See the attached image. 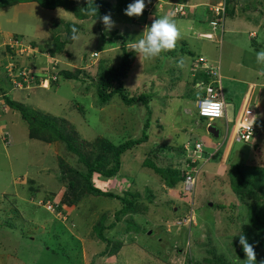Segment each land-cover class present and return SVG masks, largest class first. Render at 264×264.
<instances>
[{
	"label": "rangeland",
	"instance_id": "rangeland-1",
	"mask_svg": "<svg viewBox=\"0 0 264 264\" xmlns=\"http://www.w3.org/2000/svg\"><path fill=\"white\" fill-rule=\"evenodd\" d=\"M188 1L199 3L197 14H209L205 7L208 3L203 4L207 0ZM133 2L126 0L127 5ZM151 5L146 6V14L139 17H129L124 11H109L107 14L115 21L110 30L97 20L77 19L62 7L47 9L36 2L0 7V75L5 79L4 83L0 80V86L4 87L1 88L2 103L6 94L41 113L66 118L84 139L103 136L114 143L139 137L146 118L150 117L148 140L122 154L118 176L106 178L94 173L91 178L101 190L119 195L131 191L135 196V206L129 213L132 216L124 215L128 221L119 222L108 233L109 237L115 236L124 243L117 254L106 255L101 253L104 242L97 237L93 226L101 214L114 219V212L122 206L121 200L86 194L77 205L66 204L63 215L55 208L47 210L40 200L55 193L56 204V198H61L65 190L60 179V161L80 172L86 169L63 142L31 139L27 123L15 107L0 110V264H188L191 259L209 256L208 251L212 249L230 262L246 264L245 254H238V246L234 245L241 234L253 243L256 264L264 260V245L259 244L256 228H251L244 219L245 209L228 186L225 172L233 163L264 165V76L257 75L261 66L255 55L264 50V0L246 1L239 9L235 6L233 14L225 16L224 20L225 27L232 31L221 33L219 28L215 29L213 42L194 35L197 23L194 13L185 11L184 15L188 16L180 18L175 17L174 11L169 14L159 11L153 17ZM165 15L175 20L181 32L175 48L143 64L135 53L123 79L129 93L153 94L150 113L140 102L126 105L117 94L105 105H99L98 72L106 65L116 66L122 54V38H112V32L124 31L125 40L131 44L140 38L145 25L150 26L154 19ZM69 22L79 26L78 39L70 37L65 51L53 59L44 49L46 41L53 29L65 37L68 34L65 24ZM249 31H254L256 36L251 37ZM208 36L212 38L211 34ZM11 38L21 42L20 49H10L7 44ZM31 41L37 46L33 47ZM203 56L213 70L218 68L215 74H220V79L224 77V81L229 80L225 78L228 73H239L236 77L241 81L250 75L256 82L254 99L250 101L255 133L249 141L233 138L229 148L223 142L218 151L201 161L193 191H190L184 189L181 181L170 184L168 179H161L142 162L149 152L155 151L154 161L160 166L186 171L183 144L192 149L195 142H201L209 151L223 141L224 118L210 122L222 131L221 137L215 139L206 130L207 119L199 117L194 107L199 90L196 83L203 82L201 98L205 84L215 80L214 74L209 81H204L203 71L192 67V61ZM181 60L183 67H178ZM56 62L64 69L82 68L85 71L81 74H87L88 79H62L59 75L56 85L42 82L46 88L29 89L32 82L21 89L10 84L8 76L15 69L34 72L33 76L42 78L43 72L49 76ZM8 66H13L11 71ZM229 86L232 88L231 83ZM256 97L261 102L260 107L255 105ZM162 144L167 149L160 151ZM34 188L37 190L33 192ZM125 227L131 236H120V230Z\"/></svg>",
	"mask_w": 264,
	"mask_h": 264
},
{
	"label": "trees",
	"instance_id": "trees-1",
	"mask_svg": "<svg viewBox=\"0 0 264 264\" xmlns=\"http://www.w3.org/2000/svg\"><path fill=\"white\" fill-rule=\"evenodd\" d=\"M170 3L183 2L179 4L188 3L189 1L180 0H168ZM221 0H212L213 3H218ZM246 1L249 0H223L224 2V16L233 14L235 6L238 9ZM21 2H36L41 7L47 9H54L56 7H62L66 11L72 13L75 18L83 20L91 18L97 20L99 24H102L100 18L107 14L109 11H124L127 7L126 0H118L116 4H112L107 0H94L93 6L97 7V15L90 16L86 14V8L88 7V0H0V7H5ZM168 2V3H169ZM242 3V4H241ZM146 4V3H145ZM147 5V4H146ZM186 5V4H185ZM242 7V6H241ZM187 8V6H186ZM185 8V10H186ZM146 14L144 9L143 14ZM183 16V15H181ZM76 27L78 32L79 26L75 23H66L65 30H68V34L65 37H61L57 30H52L49 39L46 41L44 49L48 55L53 59H57L56 56L65 51V45L69 42L72 37V28ZM77 32V33H78ZM113 31L112 38H122L121 41V59L116 66H104L98 72L96 79V95L98 98L99 105H105L111 98L117 94L126 105H131L136 102L142 103L148 113H150L149 102L152 99V95L146 92L129 93L123 86V79L127 76L129 68L134 61L135 52L129 49L130 45L125 40V32ZM18 38V37H17ZM30 44L35 47L36 42L31 41ZM59 66V62L51 66V72L47 76L46 72H43L44 77H49V83L51 85L57 84V78L60 75L62 79H88L82 68H75V70L64 69ZM40 71V70H39ZM34 74V72H32ZM42 73V72H41ZM203 80L209 81L214 74L203 72ZM52 76L55 78L53 79ZM211 76V77H210ZM40 77L35 76L37 82ZM34 80L32 82L36 83ZM212 81V80H211ZM31 85V82L29 83ZM30 87L33 88L31 85ZM42 88V87H41ZM0 91L1 87H0ZM4 103L2 107H15L20 112L21 117L27 123L28 136L31 139L41 141L44 143H51L55 141H61L64 143L66 149L77 157V160L83 164L86 172H80L74 170L72 166H69L62 160L60 161L61 169V180L65 186V190L62 191L61 198L55 204L54 196L55 193L49 195L44 200H40L39 203L45 204L50 201L54 204V208L59 211V215H63L65 205H77L86 194L102 195L107 197H115L121 200L122 206L118 208L113 216L114 219H110V215L101 214L97 222L93 226V231L96 233L100 241L104 242L102 254L112 255L117 254L122 247L124 241L118 238L109 237L108 233L121 221L126 223L128 218H123L124 215L129 214L135 206V196L131 191L125 192L123 195L113 193L108 190H101L96 187L92 182V175L94 173L99 174L102 177H116L119 174L121 168V156L122 154L148 140L149 137V126L150 117H147L142 128V132L137 138H128L122 142L114 143L110 138L97 136L92 140L84 139L80 137L74 126L69 121L58 115H52L49 113H41L35 109L29 108L21 102L10 99L4 95ZM1 107V108H2ZM4 110V109H0ZM82 111V107H79ZM167 149L165 144L160 145L158 150ZM153 158H152V156ZM157 153L151 151L146 158L143 160L142 165L152 169L161 179H168L169 183L182 182L185 174V169L171 166H160L154 161ZM59 163V165H60ZM188 166L191 165L190 161L187 160ZM65 164V165H64ZM228 178V186L230 187L233 194L237 197L239 205L244 207L246 215L245 218L251 228H256L258 233V241L261 246L264 245V165L256 164H229L227 170H225ZM33 184L32 180H29ZM77 184V186H76ZM31 188V186H30ZM37 189H33V192ZM213 206V204H212ZM46 207V206H45ZM74 207V206H73ZM47 209V208H46ZM49 210V209H47ZM51 211V210H49ZM130 215V214H129ZM132 215H130L131 217ZM119 227V226H118ZM120 236L124 234L130 235L131 232L125 227L120 230ZM246 231V230H245ZM131 238V237H130ZM133 238V237H132ZM129 238H125L127 240ZM134 239V238H133ZM248 239V237H247ZM249 242V240H248ZM253 244L252 242H249ZM238 246L237 253L242 254V246L239 244V240L234 243ZM209 256L202 257L199 260L191 259L188 264H235L227 260L222 254H216L215 250L208 251Z\"/></svg>",
	"mask_w": 264,
	"mask_h": 264
},
{
	"label": "clouds",
	"instance_id": "clouds-1",
	"mask_svg": "<svg viewBox=\"0 0 264 264\" xmlns=\"http://www.w3.org/2000/svg\"><path fill=\"white\" fill-rule=\"evenodd\" d=\"M93 2H94V0H88V7L85 10H86L87 15L96 17L98 9H97V7L93 6ZM145 7H146L145 0H134L133 3H129L127 5V7L124 9V14L129 16V17H139L140 15L143 14ZM100 20H101L102 24L105 26L106 30H110L111 28H113L115 26V21L111 18L110 14L103 15L100 18ZM77 32H78V29L74 26L72 28V34H73L72 38L74 40L78 39ZM206 37H209V36L207 35ZM179 38H181V32L179 31L175 20L172 19V17L165 15L163 17H159L157 19H154L150 26L145 25L143 33L140 35V38L138 40H134L131 43L129 49L131 51H134L138 55L141 64H143V62L145 60H152L154 58L159 57L162 52H167V51L173 50L175 48L176 42ZM209 38H211V37H209ZM11 39H13V38H11ZM11 39H9V40H11ZM7 45L9 46V44H7ZM255 55H256L257 64L261 66V70L257 73V75L264 76V50L256 52ZM196 59H194L193 61H195ZM207 63H208V61H207ZM177 66L183 67V60L179 61ZM200 70H202V69H200ZM217 78H218V76L215 74V79H217ZM44 80L47 81L46 85H48L49 77H42V78H39L37 82L34 79V81L36 83L32 82L33 87H36V86L37 87H42V86L44 87L45 85L42 84V82H44ZM212 81H209V82H212ZM209 82H207V83H209ZM10 84H11V82H10ZM0 87L2 89H4L3 86H0ZM28 88L30 89L32 87H28ZM44 88H46V87H44ZM197 88L199 90L196 92L197 100L194 102V107L197 108V112L199 110V112H198L199 117L207 119L206 128L209 124H213L216 128L219 129L218 138H220L222 135L221 129L219 127H217L215 123H210V122L214 121L216 119L226 118L225 117V102H224V106H223V103L217 101L215 97L201 99L202 97L200 98V95H201V91H203V88L199 85L197 86ZM15 89H18V88H15ZM208 91L211 92V89H208ZM222 99H223V97H222ZM223 101H224V99H223ZM245 106H247V105H245ZM223 107H224V112H223ZM7 108H8V106H6V108L2 107V109H7ZM249 108L252 109L251 107H249ZM242 109H241V111H242ZM239 114L240 113H238L234 117V120H232V121H229L227 119L224 120L225 132L223 135V141L220 144H218V146L215 150L207 151V149L204 148V146L201 142H195L192 149H188V145L183 144L182 147L186 152L187 160H189L191 163V165L189 164V166L187 163L186 168L188 170L185 171L183 181L181 182L184 185V189L193 191L197 175L200 171L199 163L201 161H206L207 158L209 156H211L213 151H218L223 142H226L227 143L226 146H227V148H229V145H230L232 139L233 138L236 139L235 132H234L235 121H236L237 116ZM253 117H254V113H253ZM254 121L255 120L253 119V121L251 123L247 124V126H246L247 130L250 132L252 130V126H253ZM230 124H231V127L229 126ZM229 129H230V132H229ZM254 133H255V127H254ZM254 133H253V135H254ZM252 136L247 141L251 140ZM215 139H217V138H215ZM196 144H200V148H198L199 145L196 146ZM187 150H189V151H187ZM207 152H209L208 156H204ZM192 159H194V161ZM187 160H186V162H187ZM188 175L193 177V181L191 183H186V177ZM190 212H192V207H190ZM187 219H184V221H186ZM239 244L242 246V251L246 256V259H245L246 264H256L257 255H256L255 248H254L253 244L248 242V239L245 235L241 234L239 236ZM260 264H264V260L260 261Z\"/></svg>",
	"mask_w": 264,
	"mask_h": 264
},
{
	"label": "crops",
	"instance_id": "crops-1",
	"mask_svg": "<svg viewBox=\"0 0 264 264\" xmlns=\"http://www.w3.org/2000/svg\"><path fill=\"white\" fill-rule=\"evenodd\" d=\"M168 2H169L168 0H156L151 5L152 8L150 9V12L152 13V16L155 17V15H157L160 12H161V14H169L170 11L173 13V5H174V3H170V2L168 3ZM193 2L194 3H191V4L188 2L189 3V10H186V12L188 11L187 12L188 14L189 13L190 14L194 13V15H196L195 18L197 20H195L194 22H197L198 24L195 23V26H196L195 27L196 33L194 31V35L195 36H197L199 38H204V39H207V40L213 42L212 40H215V37H216L215 29L219 28L221 33L222 32H226V31H228V32L232 31L230 28H226L225 25H224L225 16L221 20V25L219 23L217 25H213L212 24V21L217 20V17L214 14V12L212 11L211 7L214 6V5L222 3L223 0L219 1L216 4L213 3L212 0L204 1L203 4L208 3V4L205 5V7H207V11H208L209 14L206 15V16L201 14V13L197 14V9L196 8H197V4H199V3H195V1H193ZM176 3H183V2H176ZM186 3H184V4H186ZM186 9H188V8H186ZM188 14L187 15H183V16L175 14V17L179 16L180 18H184V17H187ZM203 22H207L206 25H204ZM206 34H211L212 38L203 37V35H206ZM249 35L251 37H255L256 36L254 31H249ZM3 44H4V42L2 43V45ZM212 58H213V60H215L214 54H213ZM192 60H193V57H192ZM193 62L194 61H192V67L194 68ZM217 69L218 68H215V73H216ZM247 69L249 70V68H247ZM251 70H253V68H251ZM228 74H229V75H227L228 77L224 75L225 78L229 79L228 81L222 80L224 77L222 79H220V74H217V76L219 77V79H218L219 80V85H220L222 97H223L224 102H225V117L226 118H224V120L227 119L229 121H232V120H234V117L238 113H240L241 109L245 105H247L249 107L251 106L250 105V101L252 102V100L254 99L253 96L255 94L253 93V91H254V88L256 87V82L253 79L250 78L251 77L250 75H247L245 77V80L241 81L242 79L240 80L238 77H236L237 75H239V73H236V75L234 73H228ZM0 77H1L0 78L1 82L4 83L5 79L2 78L1 75H0ZM229 83H231L232 88L229 86ZM200 84H203V82L202 81L197 82L196 83V87L198 85L200 86ZM256 100L257 101H256L255 105L257 107H260L261 106V102L258 99V97H256Z\"/></svg>",
	"mask_w": 264,
	"mask_h": 264
},
{
	"label": "built area",
	"instance_id": "built-area-1",
	"mask_svg": "<svg viewBox=\"0 0 264 264\" xmlns=\"http://www.w3.org/2000/svg\"><path fill=\"white\" fill-rule=\"evenodd\" d=\"M147 1H146V4H147L146 6H149L150 4H153L156 0H147ZM185 7L186 5L178 3L174 6L173 11L176 14L184 15L186 11ZM211 9L217 17V20L212 21V24L217 25L219 23V20L221 21L224 18V2L212 6ZM207 35L209 34H206V36ZM9 41L10 42L8 44L11 49H17V50L20 49V47L18 46H21V42L17 38H13ZM14 47H17V48H14ZM7 64L11 65V63L9 62ZM193 66L194 68L202 69L206 73H210V74L215 73V70L212 69V67L207 63V60L204 57H198L194 61ZM12 68L13 66H8L7 69L11 71ZM13 73H9V76L8 75L7 76L10 82H12V84L14 85V87L18 89H21L24 86L28 87L29 83L35 79V76H33L32 72L26 73L25 70L21 68H19V70L18 69L13 70ZM52 78L54 79L55 77L52 76ZM218 79L219 77L213 80L212 82L205 84L204 95L202 96L201 99L215 97L216 100L219 102H222L224 106V101L222 99V93H221ZM44 82H47V81L44 80ZM208 89H211V92H209ZM1 101H2V92L0 91V107L3 106V104H1L2 103ZM223 112H224V107H223ZM253 113L254 112L252 109H250L248 106H245L240 112V114L237 116V119L235 121V130H234L236 139L247 141L253 135L254 123H253L251 132L248 131L246 127L247 124L253 121L254 119ZM198 145H199L198 148H200V144H196V146ZM192 160L194 161V159ZM192 181H193V177L188 175L186 177V183H191ZM45 206L47 209L51 211L54 209V204H52L50 201H47L45 203Z\"/></svg>",
	"mask_w": 264,
	"mask_h": 264
},
{
	"label": "water",
	"instance_id": "water-1",
	"mask_svg": "<svg viewBox=\"0 0 264 264\" xmlns=\"http://www.w3.org/2000/svg\"><path fill=\"white\" fill-rule=\"evenodd\" d=\"M206 129L208 133L211 134L214 138H218L219 129L216 128L213 124H209ZM209 205H212V203H209Z\"/></svg>",
	"mask_w": 264,
	"mask_h": 264
}]
</instances>
